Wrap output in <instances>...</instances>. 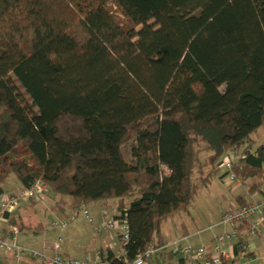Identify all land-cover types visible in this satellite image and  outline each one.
Segmentation results:
<instances>
[{
    "label": "trees",
    "instance_id": "16d2710c",
    "mask_svg": "<svg viewBox=\"0 0 264 264\" xmlns=\"http://www.w3.org/2000/svg\"><path fill=\"white\" fill-rule=\"evenodd\" d=\"M260 129L264 0H0V195L14 176L74 211L117 200L130 264L234 148L261 191Z\"/></svg>",
    "mask_w": 264,
    "mask_h": 264
},
{
    "label": "crops",
    "instance_id": "0c3cea01",
    "mask_svg": "<svg viewBox=\"0 0 264 264\" xmlns=\"http://www.w3.org/2000/svg\"><path fill=\"white\" fill-rule=\"evenodd\" d=\"M12 177L4 185L5 192L0 195V199L25 188L16 177ZM231 193L232 198H226L224 203L221 202V205L215 204L209 207L201 205L199 199L196 198L191 210L168 219L162 228L164 251L207 246L218 236L230 233L233 229L221 221L222 216L249 202L261 200L264 186L260 191L251 190L246 184L245 187H239ZM59 199L49 189L41 200L24 202L15 213L1 220L0 225L4 228L12 225L18 226L20 232L15 240L17 245L40 252L48 257L55 254L54 245L59 239L61 240V253L78 259L89 258L91 264H97L95 260L97 252L110 249L117 253L121 249L119 229L101 235L96 233V229L102 226L107 219L116 217L118 201L107 203L100 201L87 205L93 219V223H90L82 215H79L74 221L70 220V217L79 209L74 211L69 208V198H63L64 203H59ZM104 210H107V216H104ZM11 219H14L16 223H11ZM63 221L68 223L65 228L53 224V222ZM247 227L249 226L243 224L239 230L245 231ZM227 245L231 258L224 264H264V226L256 237L249 240L248 245L236 241H229ZM0 264L45 263L39 259L26 257L17 260L14 252L0 248ZM151 264L160 263L151 262ZM176 264L192 263L179 258Z\"/></svg>",
    "mask_w": 264,
    "mask_h": 264
},
{
    "label": "built area",
    "instance_id": "2783aa9c",
    "mask_svg": "<svg viewBox=\"0 0 264 264\" xmlns=\"http://www.w3.org/2000/svg\"><path fill=\"white\" fill-rule=\"evenodd\" d=\"M242 151L233 149L230 151L219 164V169L224 170L222 182L229 188L230 191L236 190L239 187H245V181L236 175L234 165L240 160ZM49 191L48 185L43 180H37L31 187L23 188L7 195L0 199V221L15 213L24 202L39 201ZM82 215L90 223H93L91 214L87 206H82L77 213L70 217L74 221L79 215ZM104 216L108 215L107 210L103 212ZM221 221L229 225L233 230L230 233L218 236L211 244L201 247H186L182 249H174L166 252L163 247L152 243L147 250L139 255L131 264H151L157 262L160 264H176L179 258L189 261L192 264H224L225 261L231 258V253L227 243L229 241L241 242L248 245L249 240L256 237L264 226V194L261 200L252 201L248 204L237 208L234 211L226 212ZM55 225H60L63 228L67 227V222H53ZM243 224L248 225L247 230H239ZM115 229L120 230L122 247L115 253L118 258H126L124 246L129 241V224L127 219L118 221L115 218L107 219L102 226L96 229V233H108ZM20 229L16 225L4 228L0 225V248L14 252L17 260L22 257L34 258L43 261L45 264H91V259H78L61 253V240L59 239L55 245V254L51 257L45 256L40 252L26 249L17 245L15 242ZM14 241L13 243L9 240ZM97 264H110L102 256L99 251L95 254ZM124 264H130L125 259Z\"/></svg>",
    "mask_w": 264,
    "mask_h": 264
},
{
    "label": "rangeland",
    "instance_id": "374dc122",
    "mask_svg": "<svg viewBox=\"0 0 264 264\" xmlns=\"http://www.w3.org/2000/svg\"><path fill=\"white\" fill-rule=\"evenodd\" d=\"M117 13H119V16L121 18H123L121 12L117 11ZM254 138H255L257 144L263 142L264 141L263 129L262 130L260 129L258 134L254 135ZM134 144H135L134 142H131L130 144H128L125 148V152L128 153ZM207 156H208L207 154L202 155V159L204 160V162L207 159ZM210 169H211V167H205L204 172L207 173L208 171H210ZM224 173H225V171L220 169L218 171V173H215L214 175H212L210 180L207 182V185L204 186L200 190V193L197 197V200L199 199V202L201 205L208 206V207L211 205L213 206L215 204L221 205V202L224 203V200L226 198H232L231 191L222 182V176ZM12 178H14V177H12ZM194 179L195 180L198 179V173H196V175L194 176ZM251 183H253V182L247 181V183H246L248 185L247 187L251 186ZM111 201H115V200H111ZM192 206L189 207L188 211L192 209Z\"/></svg>",
    "mask_w": 264,
    "mask_h": 264
}]
</instances>
